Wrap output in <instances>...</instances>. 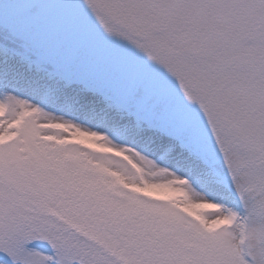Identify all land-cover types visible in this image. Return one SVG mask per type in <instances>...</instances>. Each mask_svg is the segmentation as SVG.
Here are the masks:
<instances>
[{
    "label": "snow or ice",
    "instance_id": "6c2138e0",
    "mask_svg": "<svg viewBox=\"0 0 264 264\" xmlns=\"http://www.w3.org/2000/svg\"><path fill=\"white\" fill-rule=\"evenodd\" d=\"M0 264H264V0H0Z\"/></svg>",
    "mask_w": 264,
    "mask_h": 264
}]
</instances>
